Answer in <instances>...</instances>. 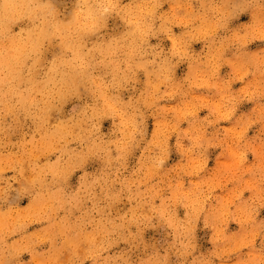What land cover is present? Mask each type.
Returning <instances> with one entry per match:
<instances>
[{"label": "clouds", "instance_id": "clouds-1", "mask_svg": "<svg viewBox=\"0 0 264 264\" xmlns=\"http://www.w3.org/2000/svg\"><path fill=\"white\" fill-rule=\"evenodd\" d=\"M0 264H264V0H0Z\"/></svg>", "mask_w": 264, "mask_h": 264}]
</instances>
